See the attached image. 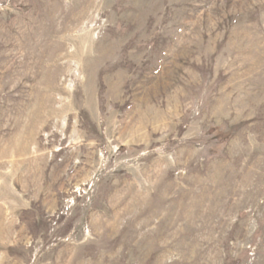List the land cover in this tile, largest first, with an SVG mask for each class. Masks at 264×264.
Instances as JSON below:
<instances>
[{"label": "rangeland", "instance_id": "1", "mask_svg": "<svg viewBox=\"0 0 264 264\" xmlns=\"http://www.w3.org/2000/svg\"><path fill=\"white\" fill-rule=\"evenodd\" d=\"M0 264H264V0H0Z\"/></svg>", "mask_w": 264, "mask_h": 264}, {"label": "bare ground", "instance_id": "2", "mask_svg": "<svg viewBox=\"0 0 264 264\" xmlns=\"http://www.w3.org/2000/svg\"><path fill=\"white\" fill-rule=\"evenodd\" d=\"M57 55H59V54H57ZM57 55H56V56H57ZM66 57H67V54H66L65 56H62V57L60 56V57L58 58V60L64 59V58H66ZM58 63H59V62H58Z\"/></svg>", "mask_w": 264, "mask_h": 264}]
</instances>
